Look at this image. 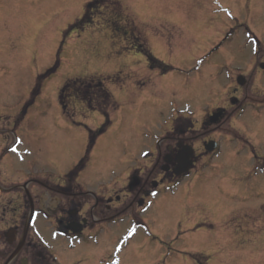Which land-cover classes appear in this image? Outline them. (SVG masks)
I'll return each mask as SVG.
<instances>
[{"label":"rangeland","instance_id":"rangeland-1","mask_svg":"<svg viewBox=\"0 0 264 264\" xmlns=\"http://www.w3.org/2000/svg\"><path fill=\"white\" fill-rule=\"evenodd\" d=\"M90 1L0 0V132L22 139L21 165L9 163L21 173L33 167L62 181L84 161L87 188L123 187L132 169L150 162L143 156L155 137L181 116L201 119L227 104L230 75L253 71L255 50L264 55V0H97L86 12ZM137 50L163 65L152 68ZM72 79L82 80L88 102L68 100L70 91L63 108L61 89ZM100 81L118 108L101 104ZM253 92L264 101L263 73ZM98 105L111 117L102 134ZM253 116L244 120L263 131L252 137L254 152L227 149L215 158L208 172L215 187L200 186L193 197L188 188L164 189L155 232L134 233L105 263L80 255L99 252L107 234L98 246L87 236L54 244L62 263L264 264V116ZM221 164L227 182L214 172ZM221 191L225 212L199 206L217 204ZM130 230L121 224L110 235L122 239Z\"/></svg>","mask_w":264,"mask_h":264},{"label":"flooded vegetation","instance_id":"flooded-vegetation-1","mask_svg":"<svg viewBox=\"0 0 264 264\" xmlns=\"http://www.w3.org/2000/svg\"><path fill=\"white\" fill-rule=\"evenodd\" d=\"M254 53L251 59L253 71L237 70L230 75L227 104L205 109L199 116L201 119L188 118L196 117L190 113L174 122L166 134L155 137L153 150L143 157L150 162L132 169L123 187L87 188L80 180L84 163L62 181L54 182L46 173L37 172L33 167L21 173L9 163L21 165L18 152L22 139L0 132V264H63L54 244L59 247L87 236L92 246H96L100 244V237L107 234L99 252L80 255L81 262L96 258L105 263L118 241L110 232L121 224L131 227V233L156 231L153 228L155 219L156 223L163 221L157 201L162 190L180 186L190 189L189 195L193 197L198 194V189L200 191V186L206 188L205 191L215 187L209 186L208 172L217 166L212 161L221 158L227 149L249 148L254 152L252 137L263 133L261 123L244 120V117L255 118L253 114L264 116V101L255 98L258 93L253 92L264 74V60L260 61L264 55L258 49ZM249 108L252 113L247 110ZM211 146L215 148L210 149ZM93 148L94 143H90L88 151ZM184 161L191 162V167L188 172L178 174ZM223 168L221 164L214 172L227 182L229 177L222 174ZM221 194L222 191L217 204L208 199L199 206L225 212V195ZM179 221L177 230H182V221L180 224ZM41 222H46V229L40 226ZM127 239L123 240V245Z\"/></svg>","mask_w":264,"mask_h":264},{"label":"trees","instance_id":"trees-1","mask_svg":"<svg viewBox=\"0 0 264 264\" xmlns=\"http://www.w3.org/2000/svg\"><path fill=\"white\" fill-rule=\"evenodd\" d=\"M95 1L97 0H92L90 4V6L88 5L87 6V9H86V12H88L89 8L92 7V5L95 3ZM85 12V15L87 17V14ZM85 16L81 19V23L84 24V23H88L87 22V18ZM91 23V22H90ZM82 80L81 79H75V80H69L65 85L64 87L62 88V91H61V99H62V102L63 100H65V95L67 92H70V91H73L74 94H75V97L81 101H83L84 103L87 104L88 102V98L89 97L88 95H86V92L82 89L84 86H81L83 85L82 83ZM97 87H99V95L101 96L102 100L100 101L101 104L103 105H113L114 108H117V104H116V101L112 95L111 92H109L103 83H98ZM70 95V94H68ZM93 102L96 100L95 97H93ZM94 110H97V111H101L103 113L104 110H103V106H93ZM106 114V113H105Z\"/></svg>","mask_w":264,"mask_h":264},{"label":"water","instance_id":"water-1","mask_svg":"<svg viewBox=\"0 0 264 264\" xmlns=\"http://www.w3.org/2000/svg\"><path fill=\"white\" fill-rule=\"evenodd\" d=\"M187 170H188V167H186V168H185V169H183L182 171H184V172H185V171H187Z\"/></svg>","mask_w":264,"mask_h":264}]
</instances>
